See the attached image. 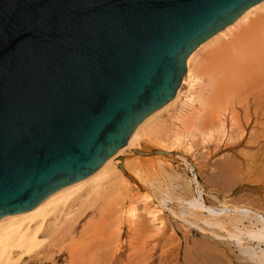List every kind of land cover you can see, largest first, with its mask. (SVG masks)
I'll use <instances>...</instances> for the list:
<instances>
[{"label": "water", "instance_id": "95a60500", "mask_svg": "<svg viewBox=\"0 0 264 264\" xmlns=\"http://www.w3.org/2000/svg\"><path fill=\"white\" fill-rule=\"evenodd\" d=\"M262 1L0 0V220L96 172Z\"/></svg>", "mask_w": 264, "mask_h": 264}, {"label": "rangeland", "instance_id": "374dc122", "mask_svg": "<svg viewBox=\"0 0 264 264\" xmlns=\"http://www.w3.org/2000/svg\"><path fill=\"white\" fill-rule=\"evenodd\" d=\"M262 7L258 6L260 9H253L254 13L252 11L253 14L248 15L247 21H252L255 15L260 14L261 11L263 13L264 7ZM247 21L245 23L249 24L250 22ZM239 22L240 24L236 23V26L234 25L231 30L225 31L223 37L221 35L216 38L214 44L217 42L222 43L223 41L230 43L231 39L236 37V33L247 26L244 22ZM214 44L212 42L204 46L192 57L193 59L191 58L192 63L190 64L195 67L191 69V76L189 75L188 79L186 77V81H181L178 88V90L180 89L178 99H175L173 104L168 105V108L160 112V116L157 115V118L155 117L156 120L153 119L155 121L151 122L152 125L158 123L159 129L156 128V125L153 128L158 129L159 133H153L154 135L150 136V128H148L147 134L149 135L141 134L138 139L139 144L144 145L147 150L137 148L136 151L147 153L148 155L137 154L134 152V148H125L118 159L125 171L123 174L120 169L123 181H117L113 184L109 183V185L106 182L102 183L100 190L104 188L102 191L105 192L101 194L102 197L104 196L103 198L100 195L98 198L92 196L94 199H92V202L90 200L91 196L88 199L85 198L88 200L87 204L90 203L87 207H83L87 211L85 210L69 229L66 226H62L58 230L59 233L56 232L49 235L52 229V221L50 220L54 217L47 218L42 229L44 232L39 237L42 240V244L35 250L36 253L34 251L31 254L20 255L17 251H13L12 260H14L12 262L14 264H258L253 263L256 262L255 260H251L253 261L251 262L249 261L250 259H246L239 251L246 248L245 251L251 249L253 250L251 252L259 255L261 253L258 252H261L264 246H258L252 241H248L246 235L240 242V246H237L229 235L237 233V230L240 232H246L247 229L252 231L251 228L253 231L257 230L258 225L252 220L253 217H250L254 216V214H259L264 218V155H261L264 151V146H262L264 135L261 141V131L258 129L257 123L254 124V121L257 122L258 118L252 116L245 108L240 109L244 107V103L241 100L238 103L235 100H233V103L229 101L230 105L226 102L224 103L226 105L222 104L223 101L219 104H215V101L213 104L212 101L211 105L214 107L215 105L218 106L217 110H215L217 112L216 117L214 116L215 119L213 117V120L218 122L215 123L213 121L211 124L212 117H210V113L214 112V108L207 106L208 109H213L212 111L204 108L206 107L204 104L207 101L205 103L201 101L200 103L199 94L203 93V96L206 95V90L203 91L204 89H202L207 84L206 77L201 75L205 69L202 66L205 67L206 59L209 58L208 56L207 58L205 57L208 54L210 55ZM209 48H211L210 52ZM207 51L208 54L206 53ZM196 66L198 69H196ZM200 70H203V72L201 71V73ZM240 101L243 105L242 107L240 106ZM207 104L210 103L207 102ZM221 106L226 107V110L224 108L225 111L223 109L220 110ZM245 110L247 113H244ZM234 112L236 113L234 114ZM213 114L215 115V113ZM244 114L246 115L244 116ZM194 115H198V117H194ZM235 115H237V118H235ZM187 118H190V120ZM185 119L189 120L188 124L192 121L193 124L187 127L185 125L187 120L185 121ZM202 119L203 121L210 120L208 122L210 124V126L208 125L209 130L205 125L207 124L205 123L206 121L202 122ZM183 120L186 122L185 124ZM200 121L203 125L198 123ZM196 123L199 124L198 127L200 126L199 128L197 127L200 129V133L196 128ZM191 125L193 126L192 129L190 128ZM205 127L207 128L206 131ZM154 131L156 132L155 129ZM246 144L250 145H248L249 149ZM153 150L167 152V154L151 155L150 152ZM231 158L233 162L230 165ZM227 169H229L228 172ZM229 172H231L230 175ZM100 187H98L97 191ZM87 190L85 188L82 189L71 200L69 199L66 205L60 206L61 208L63 207V210H59L56 216L60 215L62 211L64 212L62 213L63 215H60V221L57 219L58 227L61 225L63 217V219L69 217L73 214V210L78 209L81 203L83 204L80 200L84 197V194L85 196L88 194ZM100 190L98 191L99 193H101ZM77 195L81 196V198ZM85 199H82V201L86 203ZM193 201H198L200 206H196L197 202L195 204ZM191 203L195 207L191 206ZM199 207H204L203 209L205 210H198ZM83 208L80 207L78 211L73 212L77 216ZM193 209L200 211L201 215H198L199 217L195 215ZM222 209L225 211L223 210L221 213ZM111 210L112 212H109ZM69 212H71L70 215H67ZM193 213L198 218L193 217ZM226 213L230 217H227ZM244 213L246 216H243ZM106 214L108 216H105ZM231 214L232 217L239 215V219H241L236 220L237 217L232 219ZM209 215L212 216L208 218ZM103 216H105V219H109L110 216V220L107 219L105 221ZM213 216L218 219L214 220ZM242 216L244 219H242ZM249 217L250 219H248ZM195 218L201 221L199 222L197 219L195 221ZM101 219L104 222H101ZM204 220H208L211 223L206 221L202 224L201 222ZM228 220L232 223H229ZM233 220L237 222L234 223ZM241 220L245 221L242 222ZM216 221L221 223L222 227L226 224L224 229L220 228L222 230H219L218 227H213V223ZM47 222L49 225H47ZM205 223L208 224L205 225ZM232 224H235V227L237 224V230H234L235 227ZM207 225L211 226L208 227ZM98 226H100V229ZM48 228L50 231H48ZM198 228L201 230L199 231ZM213 228L216 231L214 234ZM134 229L137 231L139 229V231L134 233ZM226 230L229 235H227ZM141 231L144 232L143 235L137 236ZM111 234L112 236H110ZM132 238H134V241ZM135 238L137 241L139 239L141 241L136 242ZM131 242L133 246L130 245ZM237 247L239 248L237 249Z\"/></svg>", "mask_w": 264, "mask_h": 264}, {"label": "bare ground", "instance_id": "6f19581e", "mask_svg": "<svg viewBox=\"0 0 264 264\" xmlns=\"http://www.w3.org/2000/svg\"><path fill=\"white\" fill-rule=\"evenodd\" d=\"M264 5V1L252 6L251 8H249L248 10H246L238 19H236L234 22H232L230 25H228L227 27H225L224 29H222L221 31H219L218 33H216L215 35H213L211 38H209V40H206L204 43H202L200 46H198L190 55L189 57L187 58L186 60V70H185V74L182 78V82L186 81V77L187 79L191 76L190 75V72H191V69L195 66H191L192 63L191 62V58L201 49L203 48L204 46L206 45H209L210 43L213 42L214 44V40L216 38H219L221 35L223 37V35L225 34V31H228L231 30V28H233V26L235 25L236 26V23H239V21H242L245 23V21H247V18H248V15L250 14H253L254 11L253 9H260L258 8V6L262 7ZM264 7V6H263ZM262 7V8H263ZM255 9V10H256ZM263 10V9H261ZM253 11V13H252ZM247 22H250L249 24H247L246 27L242 28L241 31L239 30L238 33H236V37L231 39V42L228 43V42H217L216 44H214L212 46V50L211 48H209V52H210V55L208 54V51L206 52L208 55H206L205 58H207V56L209 58L206 59L207 63H205V61H203L206 65L205 67H203L204 69V72L203 70H200V72L202 73H199L201 75H203L204 77H206V82L207 84H205V88H202L204 89L203 91L206 92V95L203 96L204 94L201 93L199 94V97H200V103L202 101V103L204 102H208L210 104H207V102L204 104V106L206 105V107L204 108H207V110H211L208 109L209 106H212V108H214V112H211L210 113V117L212 122L211 124L213 123V117L215 116L216 117V111L217 110L216 108L218 106L215 105V107L213 105H211L212 101H213V104L214 102L216 101L215 104H219V103H223L224 104L225 102L227 104H229L228 102L230 101V103H233V100L237 101L236 103L239 102V100L243 101L244 103V107L243 108H240V109H246L248 110V112L251 113L252 116L254 117H257L258 121H254V124L257 125V127H259L258 129H260L261 133L260 135V140L262 141V137L264 135V12L258 15H255V17L253 18V20L251 21H247ZM241 27V26H240ZM227 34V33H226ZM238 34V35H237ZM226 36V35H225ZM224 40V39H223ZM207 50V49H206ZM202 56V55H201ZM193 59V58H192ZM203 60V59H202ZM200 63V62H199ZM198 65V64H197ZM201 65V64H200ZM197 67V66H196ZM198 69V67L196 68ZM200 69V68H199ZM195 70V69H194ZM197 71V70H196ZM190 75V76H189ZM203 77V79H204ZM208 78V80H207ZM179 92H180V89L176 92V94L174 95V97L170 100V102H168L165 106H163L161 109H159L158 111H156L155 113H153L151 116H149L148 118H146L138 127H136V129L133 130L132 134L130 135L128 141L126 142V144L121 148L119 149L118 151H116L112 156H110L103 164L102 166L96 171L94 172L92 175H90L88 178L82 180V181H79L77 183H74L68 187H65L63 189H60L58 190L57 192L51 194L50 196H48L46 199H44L40 204H38L35 208H33L32 210L30 211H27L25 213H21V214H16V215H11V216H7V217H4L3 219L0 220V264H14L12 261V253L13 251H17L18 254L22 255V254H31L32 252H34L41 244H42V240L39 238L41 233L44 232L42 229L44 227V222L47 218L50 219L51 216H53L54 218H52V229H51V232L49 233L48 231L49 228H48V233L49 235H51V233H59L58 230L60 228H62V226H66L68 229L73 225V223L75 222V220L83 213L85 212V208L83 207H87L89 204H87V199L89 198V196H93L94 198L95 197H99V195L101 196V194H103L104 192L102 191L104 188L101 189V184L103 183H107L109 185L110 184H113V183H116L117 181H123V176H122V173L120 172V168L119 166H122V164L119 162V155L120 153L125 149V148H131L134 150H137V148L139 149H146L147 148L143 145H140L139 144V138L141 136V134H147V129L150 128V136H153L154 134L153 133H156L158 134L159 131V125H157L158 123L152 125L151 122H154L156 120V116H160L159 113L162 112L163 110H166L168 108V105H170L171 103L173 104L174 100L175 99H178V95H179ZM204 92V93H205ZM203 94V95H202ZM197 96V95H196ZM198 98V97H197ZM238 99V100H237ZM211 101V102H210ZM218 101V102H217ZM240 101V106L242 107V103ZM221 104V105H222ZM226 105V104H224ZM230 105V104H229ZM232 105V104H231ZM238 106V104H236ZM201 106V105H200ZM208 106V107H207ZM223 106V105H222ZM221 106V107H222ZM228 106V105H227ZM170 107V106H169ZM224 107H222L220 110H222ZM226 108V107H225ZM224 108V109H225ZM230 108V107H229ZM231 108H233L231 106ZM223 109V110H224ZM234 109V108H233ZM239 109V110H240ZM195 110V109H194ZM213 110V109H212ZM211 110V111H212ZM226 110V109H225ZM224 110V111H225ZM244 111V113L247 111ZM204 111V110H203ZM232 111V109H231ZM230 111V112H231ZM210 112V111H208ZM207 112V113H208ZM223 112V111H221ZM192 113V112H191ZM215 113V115L213 114ZM236 112H234L235 114ZM194 114V113H193ZM213 116H212V115ZM162 115V114H161ZM201 115V114H200ZM206 115V114H204ZM246 114H244L245 116ZM198 117V115H194V117ZM209 116V114H208ZM231 116V115H230ZM156 117V118H155ZM189 117V116H188ZM193 117V119H194ZM202 117V116H201ZM214 117V119H215ZM206 118V117H205ZM235 118H237V115H235ZM238 118H239V115H238ZM155 119V120H153ZM190 120V118H187ZM185 119V121L187 120ZM201 119V118H200ZM204 119V118H203ZM202 119V122H205L206 120L203 121ZM210 119V118H209ZM208 119V121H206L205 124L207 127H208V130H209V126L210 124H208V122L210 121ZM217 119V118H216ZM248 119V118H247ZM254 119V118H253ZM153 120V121H152ZM189 120H187V124H185L186 122L183 120L184 124L187 125H190V124H193V121L189 122ZM197 120V118H196ZM255 120V119H254ZM157 122V121H156ZM201 122V121H200ZM198 122L199 124H202L203 123L201 122ZM218 121H215V123H217ZM197 124V123H196ZM196 126V128L198 127V125ZM155 125L157 126L156 128H153V126L155 127ZM204 125V126H205ZM209 125V126H208ZM152 126V127H151ZM192 125L190 126V128L192 129ZM200 127V126H199ZM198 127V128H199ZM202 127V126H201ZM213 127V126H212ZM197 130L199 131L200 133V129ZM152 129V130H151ZM154 129L156 130V132L154 131ZM203 129V128H202ZM205 131L207 130V128L205 127L204 128ZM211 129V128H210ZM153 131V132H152ZM158 132V133H157ZM211 132V131H210ZM257 132V131H256ZM206 134V132H203ZM208 133V132H207ZM147 134V135H149ZM153 134V135H152ZM253 134V133H252ZM256 134V133H255ZM258 134V133H257ZM174 135V134H173ZM208 135V134H206ZM242 135V134H241ZM259 135V134H258ZM149 136V137H150ZM232 136V135H231ZM147 137V136H146ZM239 137V136H238ZM148 138V137H147ZM176 138V137H175ZM236 139V138H235ZM154 140V139H153ZM160 140V139H159ZM173 142V141H172ZM163 144V143H162ZM260 144V143H259ZM241 145V144H240ZM247 145V144H246ZM249 145V144H248ZM248 145H247V148H248ZM261 145V144H260ZM163 146V145H162ZM250 146V145H249ZM262 146H264V140L262 141ZM236 148V146H234ZM234 148V149H235ZM249 149V148H248ZM152 152V151H151ZM150 152V154H151ZM141 154L140 155H143V156H147L148 154L147 153H142L140 152ZM261 153V152H260ZM152 155V154H151ZM261 155L263 156L264 155V151L263 153H261ZM146 159V158H145ZM227 159V158H226ZM232 159V158H231ZM224 160V159H223ZM135 161V160H134ZM227 162V160H226ZM231 162H233V159L232 161L230 160V165H231ZM217 164V163H216ZM218 164H220L218 162ZM222 164V162H221ZM236 164V163H235ZM158 165V164H157ZM224 165V164H223ZM169 166V165H168ZM215 166V165H214ZM213 166V167H214ZM225 166V165H224ZM233 166V165H232ZM189 167V166H188ZM224 168V167H223ZM119 169V170H118ZM232 169V168H231ZM190 170V169H189ZM229 169H227V172H228ZM121 171L123 172V174L125 173L124 171V167L122 166V169ZM237 171V170H236ZM137 172V171H136ZM221 172V171H220ZM226 172V173H227ZM223 173V171H222ZM225 173V172H224ZM231 172H229V175H230ZM136 174V173H134ZM139 174V173H137ZM152 174V173H151ZM180 174V173H179ZM221 175V173H219ZM217 174V175H219ZM233 174V173H232ZM241 174V173H240ZM226 176V175H225ZM232 176V175H231ZM235 176V175H234ZM230 177V176H229ZM215 178V177H214ZM228 178V177H227ZM216 179V178H215ZM214 179V181H215ZM218 179V178H217ZM242 180V178H241ZM197 181V180H195ZM127 182V181H126ZM212 182V181H211ZM194 183V182H193ZM197 183V182H196ZM214 183V182H213ZM217 184V183H216ZM232 184V183H231ZM115 185V184H114ZM224 185V184H223ZM125 186V185H124ZM99 188L100 192L99 193L97 191V189ZM104 187V186H103ZM228 187V186H227ZM88 189L87 192L88 194H84V197L81 198V196H78L81 198V202H83V204L81 203L80 207H82L83 209L80 211V213H78V215L76 216L75 215V212L78 211V209H80L79 205H78V209L76 210H73L75 212L72 211V215H70L71 212L67 213V215H70V216H73V217H66L65 219H61V225L59 223V227H58V224H57V219L61 218L60 215L64 212L62 211V213L57 216H56V213L59 212V210H63V207L61 208L60 206L61 205H66V202L71 198L74 197V195H76L79 191H81L82 189ZM167 188V187H166ZM213 190V189H212ZM80 194H83V193H80ZM107 194V193H105ZM76 197V196H75ZM93 197L90 199L91 202L94 200ZM102 197V196H101ZM104 197V196H103ZM102 197V198H103ZM199 197V196H198ZM77 198V197H76ZM87 198V199H85ZM79 199V198H78ZM82 199L86 200V203L85 201H82ZM93 199V200H92ZM101 199V198H100ZM160 202V201H159ZM162 202V201H161ZM165 202V200H164ZM181 202V201H180ZM197 202V204H196ZM193 201V203L196 204V206H200V204H198V201ZM248 202V201H247ZM76 203V202H75ZM85 203V204H84ZM113 203V202H112ZM118 203V202H117ZM188 203V202H186ZM191 203L190 205L193 206ZM189 204V203H188ZM187 204V205H188ZM203 204V203H202ZM107 205V203H106ZM112 206V205H111ZM203 206V205H201ZM60 207V209H59ZM93 207V206H92ZM195 207V205L193 206ZM115 208V207H114ZM190 208V206H189ZM204 207H199L198 210H202ZM209 209H211L210 207H207ZM74 209V208H73ZM111 209V208H110ZM213 209V208H212ZM228 209V208H227ZM241 209V208H240ZM239 209V211H240ZM65 210V209H64ZM190 210V209H189ZM188 210V211H189ZM192 210V209H191ZM194 210V209H193ZM196 210V209H195ZM194 210V213L195 215H201V212L200 211H195ZM205 210V209H203ZM202 210V211H203ZM208 210V209H207ZM206 210V211H207ZM214 210V209H213ZM224 209L221 210V213ZM234 210V209H233ZM66 211V210H65ZM87 211V210H86ZM97 211V210H96ZM225 211V210H224ZM244 211V209H243ZM68 212V211H67ZM109 212H112L109 211ZM193 212V211H191ZM190 212V213H191ZM216 212V211H214ZM231 212V210H230ZM233 212V211H232ZM242 212V211H241ZM117 213V212H116ZM185 213V212H184ZM182 213V214H184ZM187 213V212H186ZM194 213L192 214V216L194 215ZM204 213V212H203ZM229 213V212H228ZM238 213V212H236ZM247 213V212H246ZM109 214V213H108ZM134 214V213H133ZM209 214H212V213H209ZM219 214V213H218ZM227 214V213H226ZM230 214V213H229ZM239 214V213H238ZM250 214V213H248ZM247 214V215H248ZM63 215V214H62ZM66 215V214H64ZM110 215V214H109ZM112 215L114 216V214L112 213ZM111 215V217H112ZM188 215V214H187ZM186 215V216H187ZM191 216V214H189ZM193 216V217H197V216ZM228 215V214H227ZM252 215V214H250ZM248 215V216H250ZM105 216H108L107 214ZM103 216V218L105 217ZM129 216V215H128ZM132 216H135V215H132ZM208 216V215H207ZM210 216L212 215H209L208 218H210ZM218 216V215H217ZM226 216V215H225ZM234 216V215H233ZM243 216H246V214L244 213ZM242 216V219H244ZM199 217V216H198ZM197 217V218H198ZM219 217V216H218ZM227 217H230L229 215ZM227 217H226V221H227ZM231 217H232V214H231ZM235 217H237L236 220H240L239 219V215H235ZM235 217H232L235 218ZM250 217H253V221L256 222L255 224L258 225V229L254 230L251 228L252 231H249V229H245L246 232H240L239 230H237V223L236 224V227L234 228V230L236 229L238 232L233 234V235H229L228 234V231L226 230V233L227 235H229V237H232L233 239V242L237 245V246H240V242L243 240V237L246 235L248 237V241H252L253 243H255L256 245L258 246H264V218L259 215V214H254V216H250ZM250 217L248 219H250ZM195 218V221L196 219ZM214 218V216L212 217ZM105 219V218H104ZM108 218L105 219V221L107 220ZM218 219V218H216ZM214 218V220H216ZM110 220V216H109V219ZM150 220V219H148ZM185 220V219H184ZM199 222L201 220L197 219ZM210 220V219H208ZM206 220L208 223L211 221H208ZM213 220V219H212ZM213 220V221H214ZM236 220H233L234 223H236L237 221ZM60 221V219H59ZM205 220L202 221L201 223L204 224L203 222H206ZM232 221V220H231ZM242 221V220H241ZM245 221V220H243ZM242 221V222H243ZM247 221V220H246ZM101 222H104L102 221L101 219ZM142 222V221H140ZM218 222H221V221H218ZM229 222V220H228ZM240 222V221H239ZM251 222V221H250ZM143 223V222H142ZM193 223H196V222H193ZM208 223H205L208 224ZM211 223V222H210ZM224 223H227V222H224ZM229 223H232V222H229ZM241 223V222H240ZM253 223V222H252ZM104 225V223H102ZM101 224V225H102ZM191 224V223H190ZM254 224V225H255ZM46 225V224H45ZM47 225L48 222H47ZM138 225V224H137ZM142 225V224H141ZM144 225V224H143ZM193 225V224H192ZM212 225V224H211ZM210 225V226H211ZM226 224H224L225 226ZM231 225V227H232ZM242 225V224H241ZM134 226V225H133ZM208 227H210L209 225H207ZM206 226V227H207ZM216 228L218 227L219 230H222L224 229V226L222 227L221 223H217L214 222L213 223V227ZM228 226V225H227ZM243 226V225H242ZM46 227V226H45ZM100 226H98L99 228ZM102 227V226H101ZM137 227V226H136ZM143 227V226H142ZM140 227V228H142ZM195 227V226H194ZM205 227V226H204ZM230 227V228H231ZM244 227V226H243ZM242 227V228H243ZM253 227H256V226H253ZM139 228V227H138ZM222 228V229H220ZM229 228V226H228ZM239 228V227H238ZM245 228V227H244ZM243 228V229H244ZM47 229V228H45ZM44 229V230H45ZM100 229V228H99ZM97 229V230H99ZM118 229V228H116ZM136 229V228H135ZM134 229V230H135ZM199 229V228H198ZM204 229V228H203ZM233 229V228H232ZM96 230V229H95ZM109 230V229H108ZM131 230V229H130ZM142 230V229H141ZM145 232L147 231L146 228L144 229ZM150 230V229H149ZM179 230V229H178ZM201 229H199L200 231ZM218 230V229H217ZM233 230V231H234ZM113 231V229H112ZM115 231V230H114ZM139 231V229H138ZM137 230H135L134 233L138 232ZM204 231V230H203ZM205 231H206V228H205ZM209 231V230H208ZM98 232V231H96ZM142 232V231H141ZM140 234H138L137 236H141L143 235L144 232H142ZM158 232V231H157ZM210 232V231H209ZM214 232H216L213 228V234ZM120 233V232H119ZM132 233V232H131ZM151 233V232H150ZM153 233H154V230H153ZM230 233V232H229ZM52 234V235H53ZM114 234V233H113ZM117 234V233H116ZM149 234V233H148ZM184 234V233H183ZM147 235V234H146ZM215 235H219V234H215ZM48 236V235H47ZM112 236V234L110 235ZM109 236V237H110ZM136 236V237H137ZM151 236V235H150ZM213 236V235H212ZM131 237V236H130ZM135 237V236H133ZM215 237V236H214ZM220 237V236H219ZM218 237V238H219ZM228 237V236H227ZM228 237V238H229ZM81 238V237H80ZM147 238V237H146ZM145 238V239H146ZM223 238V237H222ZM82 239V238H81ZM85 239V238H84ZM134 238H132L133 240ZM141 239H143L141 237ZM144 239V240H145ZM221 239V238H220ZM111 240V239H110ZM136 240V238H135ZM151 240V238H150ZM134 241V240H133ZM139 241H141L139 239ZM136 240V242H139ZM230 241V240H229ZM193 242V241H192ZM232 242V241H230ZM247 243V242H246ZM134 244V243H133ZM232 244V243H231ZM132 245V242L131 244ZM233 245V244H232ZM245 245V244H244ZM250 245V244H249ZM133 246V245H132ZM139 246V245H138ZM234 246V245H233ZM257 246V247H258ZM153 247V246H152ZM193 247V246H192ZM236 247V246H235ZM245 247V246H244ZM250 247V246H249ZM239 247H237L238 249ZM243 248V247H241ZM253 248V247H252ZM246 249V248H245ZM245 249L242 251H239L241 252L240 254H242V256H244L246 259H250L249 261L251 260H255L256 262H253V263H258V264H264V247H263V250L261 248V252H258V253H261V254H257V253H253L251 251V249H247L245 251ZM258 249V250H259ZM39 250V249H38ZM196 250V249H195ZM197 251V250H196ZM201 251V250H200ZM249 251V252H248ZM36 253V251H35ZM149 253V252H148ZM162 253V252H161ZM15 254V253H14ZM91 254V253H90ZM197 255V254H196ZM19 257V256H18ZM95 257V256H94ZM32 258V257H31ZM96 258V257H95ZM187 258V257H186ZM190 258V257H189ZM188 258V259H189ZM241 258V256H240ZM75 259V258H74ZM78 259V258H77ZM242 260V259H241ZM17 261V260H16ZM14 261V262H16ZM74 261V260H73ZM78 261V260H77ZM245 261V260H243ZM247 262V260H246ZM77 263V262H76ZM194 263V262H193ZM250 263V262H249ZM213 264V263H212Z\"/></svg>", "mask_w": 264, "mask_h": 264}]
</instances>
